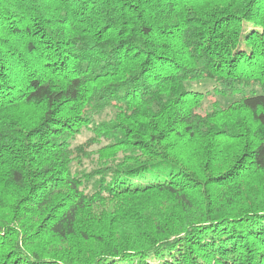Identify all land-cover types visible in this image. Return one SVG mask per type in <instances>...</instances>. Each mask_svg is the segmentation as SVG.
Here are the masks:
<instances>
[{
  "label": "trees",
  "instance_id": "1",
  "mask_svg": "<svg viewBox=\"0 0 264 264\" xmlns=\"http://www.w3.org/2000/svg\"><path fill=\"white\" fill-rule=\"evenodd\" d=\"M0 264H264V0H0Z\"/></svg>",
  "mask_w": 264,
  "mask_h": 264
},
{
  "label": "rangeland",
  "instance_id": "2",
  "mask_svg": "<svg viewBox=\"0 0 264 264\" xmlns=\"http://www.w3.org/2000/svg\"><path fill=\"white\" fill-rule=\"evenodd\" d=\"M189 87H191L192 89H196V90H200V91H205L208 89L212 88V83L209 81H201V82H191L188 83ZM233 98H228L225 102L226 104L228 102H230ZM211 100H213L212 96H208L204 98L202 107L203 109H209L211 106ZM224 103V101H223ZM225 104V103H224ZM112 114V109L107 108L105 109L99 116L96 117V120H101L103 118H108L110 115ZM92 137V133L91 130L89 129H84L77 137L76 139H74L72 141V146L76 147L78 145H82L88 150V152L90 153V156L92 157V160H96L95 158H97V153L96 151L98 150V148H100L101 146H103L105 144L104 141H97L94 143H90V139ZM88 143V144H87ZM94 163V162H93ZM91 163V161H89L88 159L84 160L82 164H76L74 163V167H76L75 165L79 166V169H84L86 171L90 170L92 167H94V164ZM78 169V170H79ZM167 171L164 169L162 170V172L159 174L164 175Z\"/></svg>",
  "mask_w": 264,
  "mask_h": 264
}]
</instances>
